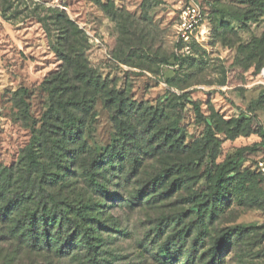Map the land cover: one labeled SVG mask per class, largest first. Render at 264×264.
<instances>
[{"label":"rangeland","instance_id":"rangeland-1","mask_svg":"<svg viewBox=\"0 0 264 264\" xmlns=\"http://www.w3.org/2000/svg\"><path fill=\"white\" fill-rule=\"evenodd\" d=\"M179 1L0 0V169L19 165L32 128L39 127L50 105L46 81L65 65L70 71L77 65L87 77L104 80L128 101L156 110L159 117L154 127L163 126L165 120L177 121L185 131V144L193 148L212 114L223 127L245 115L264 79L254 75V66L244 62L237 46L264 32V0H199L206 11V37L185 51L182 68L172 69L173 55L179 53L175 45ZM255 1L261 2L262 10L255 9ZM218 10L247 13V19L239 27ZM220 20L227 27L225 33L220 30ZM194 104L200 107L202 117L196 115ZM92 111L87 141L99 149L118 134L113 119L117 114L101 96H95ZM254 114L253 124L264 127V111L258 109ZM215 136L220 146L213 166L238 156L241 171L257 172L256 162L264 161V140L257 133L235 139L221 132ZM159 168L157 160L147 158L139 174L129 181L114 176L98 178L112 197L97 192L80 167L71 168L75 183L66 194L96 204L97 215L107 226L102 238L113 264H165L158 255L160 238L163 241L183 227L188 230L186 258L199 222L204 228L202 241L187 264H264V191L262 199L246 203L234 195L230 204L215 209L209 218L202 211L208 201L199 206L198 198L189 196L192 191L205 194L211 186L202 168L194 163L196 177L184 181L185 186L164 193L149 185L139 201L133 198L148 175ZM263 186L261 182L260 188ZM153 195L155 199H149ZM239 224L249 226L247 240L220 249L217 263L207 250L221 230ZM9 246L0 243V261L10 258ZM21 257L20 264H29L26 256ZM54 264L84 262L70 254ZM173 264L179 263L174 260Z\"/></svg>","mask_w":264,"mask_h":264},{"label":"trees","instance_id":"trees-1","mask_svg":"<svg viewBox=\"0 0 264 264\" xmlns=\"http://www.w3.org/2000/svg\"><path fill=\"white\" fill-rule=\"evenodd\" d=\"M252 5L262 10L261 2L255 1ZM217 13L226 14L239 27L247 19V13L231 10H218ZM223 23L220 20L219 27L225 33L227 27ZM175 45L179 53L173 55L172 69H179L186 60V53L183 44ZM237 47L244 62L254 66V75H258L264 67V32L247 44L239 43ZM46 82L51 100L41 124L35 130L32 128L31 140L23 149L19 165L0 169V243H9L7 250H11L10 258L6 257L0 264H20L21 255L28 258L29 264H54L70 254L84 264H113L111 251L102 238V230L107 226L99 219L97 213L100 211L95 208L96 204L66 194V189L75 183V172L71 169L75 165L81 168L82 176L97 192L112 197L113 194L98 178L109 180L108 177L114 176L129 181L132 175L139 174L145 159L154 158L160 168L155 174H149L148 180L142 182V188L134 192L138 196L133 195V198L139 201L149 185L164 193L185 186L184 181L196 177L193 171L196 163L211 186L205 194L192 191L189 196L198 198L199 206L208 201L202 211L209 218L215 209L230 204L234 195L239 196L243 203L263 198L264 186L262 189L260 186L264 177L258 170L241 171L237 162L240 157L216 166L213 163L220 146L215 136L217 132L224 133L228 139L257 133L264 140V127L254 125L252 121L256 110L264 111V86L249 102V111L245 110V115L229 121L226 127L221 125L216 114L217 117L212 114L193 148L185 144V131L177 121L165 120L163 126L154 127L159 117L156 110L149 111L133 100L128 101L104 80L87 77L77 65L71 71L65 65L60 73ZM95 96H101L117 114L113 119L118 134L110 144L99 149L88 143L86 134L89 118L94 115ZM20 102L25 107L21 99ZM193 108L196 115L202 117L200 107L194 104ZM24 112L28 115L27 110ZM213 167L216 169L214 173ZM151 197L149 199H155L156 195ZM248 228L239 224L221 230L207 253L219 263L220 249L247 240ZM203 231V223L199 222L186 258H183L188 233L186 227L163 241L160 238L158 255L163 263L173 264L175 260L179 264H187L202 241Z\"/></svg>","mask_w":264,"mask_h":264},{"label":"built area","instance_id":"built-area-1","mask_svg":"<svg viewBox=\"0 0 264 264\" xmlns=\"http://www.w3.org/2000/svg\"><path fill=\"white\" fill-rule=\"evenodd\" d=\"M206 11L199 0H180L177 21L175 24L176 43L184 45V50L188 51L191 43H200L205 39L207 29L205 27ZM258 76L264 79V67ZM264 84L262 80L259 82ZM257 170L264 177V161L256 162Z\"/></svg>","mask_w":264,"mask_h":264}]
</instances>
